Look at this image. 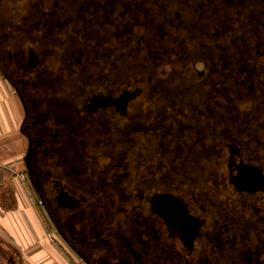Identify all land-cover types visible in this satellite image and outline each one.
<instances>
[{
  "label": "flooded vegetation",
  "instance_id": "obj_1",
  "mask_svg": "<svg viewBox=\"0 0 264 264\" xmlns=\"http://www.w3.org/2000/svg\"><path fill=\"white\" fill-rule=\"evenodd\" d=\"M153 1L0 0L32 194L85 264H264V0Z\"/></svg>",
  "mask_w": 264,
  "mask_h": 264
},
{
  "label": "crops",
  "instance_id": "obj_2",
  "mask_svg": "<svg viewBox=\"0 0 264 264\" xmlns=\"http://www.w3.org/2000/svg\"><path fill=\"white\" fill-rule=\"evenodd\" d=\"M16 96L0 76V245L14 264H67L44 229L28 174V139ZM23 122V121H22ZM44 215V214H43Z\"/></svg>",
  "mask_w": 264,
  "mask_h": 264
},
{
  "label": "rangeland",
  "instance_id": "obj_3",
  "mask_svg": "<svg viewBox=\"0 0 264 264\" xmlns=\"http://www.w3.org/2000/svg\"><path fill=\"white\" fill-rule=\"evenodd\" d=\"M177 1L182 3V4L184 2H186V4L188 6L185 8H187L190 12H193L196 10L199 12H203L204 15L207 16L213 10L218 11L222 7L224 10L228 9V8H229V10L230 9L234 10L233 6H236L237 4H243L244 5L247 0H177ZM151 2H155V1L151 0ZM241 8L244 9V7H241ZM235 9H238V7H235ZM25 41L26 40L24 39L22 42L23 45H26ZM9 42H13V40L9 39ZM9 42L7 43L8 47L10 44ZM198 52L200 53V51H198ZM201 53H202V51H201ZM208 57H212V56L208 55ZM182 62H184V61H182ZM211 62L210 61L208 62V60H206L205 58H201V57L197 56V57H194L192 60L187 61V63L185 65H182L183 68L180 72V76L183 79V84H184L182 86L183 90H184V88L188 89V90H195V88L200 87V84H201L200 81L205 79V78H208V80L211 81L214 78L213 74L210 72V68L212 66ZM56 66H57V63L54 62L53 67H56ZM179 69H181V68H179ZM0 76L4 77L2 73H0ZM168 78L165 77L164 79L166 81H168L167 80ZM5 82L7 85L9 84L6 79H5ZM145 84L147 85L149 83L145 82ZM165 85H167V83H165ZM8 86L10 88V85H8ZM141 88L145 89L146 92H149V94H150V91H149L147 86L141 87ZM12 89L13 88H10L11 93H13L16 96V94L13 92ZM154 90L158 91L157 87ZM89 91L85 90V93L87 95H91ZM151 94L154 95V93H151ZM163 94L164 93H161V95H163ZM166 96H169V94L166 93ZM16 98H17L18 104H19L20 117H21L20 121L22 123V121L25 118L24 117L25 111H24V107H23L20 99L18 98V96H16ZM35 204H36V206H39L36 201H35ZM41 217H42L44 229L50 235L49 238L52 241V243L55 245L56 249L58 250V253L65 258V262L67 264H85L83 255L80 254V256H79L77 253H75L67 245V243L63 241V239L61 238L59 233L56 230H54V228H52L48 224V222L46 221V218L43 214H41Z\"/></svg>",
  "mask_w": 264,
  "mask_h": 264
}]
</instances>
